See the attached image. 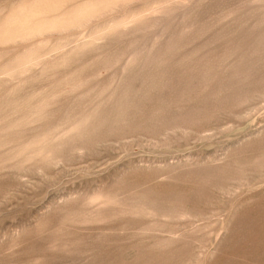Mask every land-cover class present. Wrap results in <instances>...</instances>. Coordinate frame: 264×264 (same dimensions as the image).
Masks as SVG:
<instances>
[{"label":"rangeland","instance_id":"rangeland-1","mask_svg":"<svg viewBox=\"0 0 264 264\" xmlns=\"http://www.w3.org/2000/svg\"><path fill=\"white\" fill-rule=\"evenodd\" d=\"M0 264H264V0H0Z\"/></svg>","mask_w":264,"mask_h":264}]
</instances>
